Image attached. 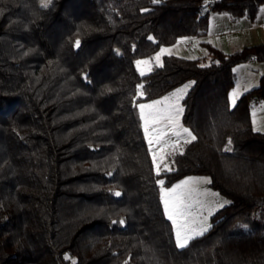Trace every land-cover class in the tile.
Here are the masks:
<instances>
[{
	"label": "trees",
	"instance_id": "1",
	"mask_svg": "<svg viewBox=\"0 0 264 264\" xmlns=\"http://www.w3.org/2000/svg\"><path fill=\"white\" fill-rule=\"evenodd\" d=\"M262 5L0 0V264H264V132L250 114L264 72L229 103L235 66L264 63V44L225 52L201 41V56L166 54L143 76L135 67L205 36L211 12L253 20ZM187 81L181 122L196 139L157 175L137 105ZM187 175H206L229 203L180 248L157 179Z\"/></svg>",
	"mask_w": 264,
	"mask_h": 264
},
{
	"label": "snow or ice",
	"instance_id": "2",
	"mask_svg": "<svg viewBox=\"0 0 264 264\" xmlns=\"http://www.w3.org/2000/svg\"><path fill=\"white\" fill-rule=\"evenodd\" d=\"M152 2L155 4L159 3L160 0H152ZM51 3L52 0H41V7L47 8ZM145 11H147V9H145ZM149 39L151 40L153 38L149 37ZM180 42L184 43L186 40H181ZM75 43L76 46L79 47L80 42L77 40ZM166 54L170 55L171 50L162 47L157 55L151 60L136 61V66L138 70H140V75H145V72L141 69V66H147L151 64L153 60L158 66H163L161 57ZM194 83L195 82H189L184 84L169 95L158 100H153L151 103H142L137 105L140 119L143 122V130L146 138L148 139V143L151 145L155 142L161 146L160 154L156 152H153L152 154L157 175H159L161 171L171 170L165 163V160L166 157L172 153L165 152V146L174 150L177 149V144H169L168 141L164 139V129L158 128V125L163 123L165 127L171 131L172 135L177 137L183 136L184 143H190L196 139L192 132L188 128L183 127V125L180 123V117L184 112V107L180 101L184 98V96L187 94V90ZM138 88L142 89L143 85H139ZM238 94L239 93L235 90L229 94V100L232 106H235ZM140 95H143V93L141 92ZM254 130L257 129L254 128ZM152 131L157 133L155 137L152 136ZM228 143L229 145L231 144V139H229ZM161 165H163V168H161ZM158 183L161 187V198L163 201L165 214L167 219L172 222L173 228L175 230L176 244L178 247L183 248L191 239H193L195 236L202 235L205 231H207L208 227H210V225L206 224L207 218L201 222L199 228L193 226L196 222V218H190V209L192 205L189 201L193 191L195 190L191 187L192 185L211 183V180L209 178H202L199 180L188 178L167 189L164 188L163 180L158 181ZM116 195H119V193H116ZM213 195L217 197L219 196L218 193H213ZM226 203L228 202L224 201L223 203H219L218 207H224ZM211 214L212 210L209 209V215ZM65 259H69V257L65 256ZM73 264H75L74 261Z\"/></svg>",
	"mask_w": 264,
	"mask_h": 264
},
{
	"label": "rangeland",
	"instance_id": "3",
	"mask_svg": "<svg viewBox=\"0 0 264 264\" xmlns=\"http://www.w3.org/2000/svg\"><path fill=\"white\" fill-rule=\"evenodd\" d=\"M181 40H186L187 43L190 40L189 42L192 43L191 47H189V48L188 47H184L186 45V42L181 43L180 42ZM200 42L201 41L197 40V38L185 37V38L179 39L173 45L162 46V47L170 49L171 50V54L181 55V56L188 57V58H195V57L203 55L204 52H205L204 49L200 46L201 45ZM161 48H159V50L153 55V57H155L157 55V53L160 51ZM153 57H151V58H141V59H137L136 61H138V60H151ZM136 61H135V67H136L137 71L140 73V70H138V68L136 66ZM154 64H156V62L153 60L151 64H149L147 66H141V69L146 74V73H148L151 70V68H152V66ZM259 66H261V63L260 62H256V61H252V62H249V63L245 62V63H241V64H238L237 66H235L236 79H235L234 85L229 90V94L232 91H234V90L237 91L239 94H238L236 100L243 93L253 89L254 87H256L258 85L259 78L257 79V73H256L257 70L256 69H258ZM189 82H192V81H187L184 84H187ZM184 84L180 85L179 87H176L170 93H172L174 90L180 88ZM170 93H168L167 95H169ZM167 95H165V96H167ZM165 96H163V97H165ZM163 97H161V98H163ZM161 98H159V99H161ZM156 100H158V99H156ZM152 101H147V102H142V103H151ZM142 103H140V104H142ZM180 103H181V101H180ZM229 103H230V100H229ZM230 105H231V103H230ZM252 108H253V104L250 102V113H251V109ZM262 110H263L262 111V115H263L264 114V108H262ZM138 111H139V109H138ZM253 117H255V118L257 117V115L254 112H253ZM180 123H181V125H183L182 122H181V117H180ZM141 124L143 126V122L142 121H141ZM157 127L160 128V129H164V132H165L164 139L167 140L169 144L175 143V144L178 145L181 142H184V137L183 136L177 137V136L172 135L171 131H169L165 127V125L163 123L158 125ZM183 127H185V126L183 125ZM143 132H144V130H143ZM151 134H152L153 137H155L157 135V133L155 131H152ZM144 138H145L147 146H148V148L150 150L151 156H152L153 152H156V153L160 154L161 146L159 144H156L155 142L150 145L148 143V139L145 136V133H144ZM172 150H174V149L165 146V149H164L165 152H170ZM165 163L168 165V167L170 169H172V167L170 165V162L167 159V157H166ZM161 168H163V165H161ZM154 169H155V172H156L155 165H154ZM188 178H191L193 180H199V179L208 178V177L206 175H187V176L179 179L178 181H176L175 183H173L170 186H164V188L165 189L170 188L171 186H173V185H175L177 183H180L181 181H183L185 179H188ZM160 180H163V179L162 178H158L157 182L160 181ZM158 185H159V183H158ZM191 187L193 189H195L193 191L192 196H191L190 201H189L191 203V205H192V207L190 209V213H191L190 218H196V222H195V224L193 226L199 228L200 225H201V222L204 221L205 218H207L206 219V224L211 226V223H212L211 216L217 210L222 208V207H218L219 203H223L224 201H227L229 203V199L224 197L223 195H221L219 192H217L213 188H211L208 185V183L194 184ZM159 190H160V196H162L160 185H159ZM213 193H218L219 196L218 197L214 196ZM228 203H226L225 205H227ZM163 208H164V205H163ZM209 209L212 210V214L211 215H209ZM171 224H172V222H171ZM172 227H173V225H172ZM208 229H209V227H208ZM173 232H174V238H175V230H174V228H173ZM175 243H176V240H175Z\"/></svg>",
	"mask_w": 264,
	"mask_h": 264
},
{
	"label": "crops",
	"instance_id": "4",
	"mask_svg": "<svg viewBox=\"0 0 264 264\" xmlns=\"http://www.w3.org/2000/svg\"><path fill=\"white\" fill-rule=\"evenodd\" d=\"M197 40L207 42L225 52H232L243 46L264 44V5L259 8L253 20L242 17L232 21L226 13L211 12L208 17L207 34ZM189 41L184 47H191L192 43ZM200 46L206 51L202 44ZM256 70L258 79L264 72V63ZM250 102L253 104L250 113L252 126L264 132V114L262 115L264 102L255 101L254 98ZM253 112L257 115L256 118L253 117Z\"/></svg>",
	"mask_w": 264,
	"mask_h": 264
}]
</instances>
